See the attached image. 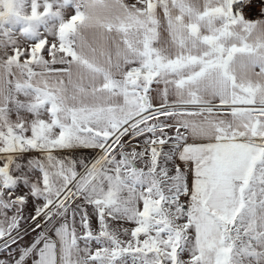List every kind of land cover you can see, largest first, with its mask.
<instances>
[{
  "label": "snow or ice",
  "instance_id": "6c2138e0",
  "mask_svg": "<svg viewBox=\"0 0 264 264\" xmlns=\"http://www.w3.org/2000/svg\"><path fill=\"white\" fill-rule=\"evenodd\" d=\"M0 264H264V0H0Z\"/></svg>",
  "mask_w": 264,
  "mask_h": 264
},
{
  "label": "rangeland",
  "instance_id": "374dc122",
  "mask_svg": "<svg viewBox=\"0 0 264 264\" xmlns=\"http://www.w3.org/2000/svg\"><path fill=\"white\" fill-rule=\"evenodd\" d=\"M29 239H31V237H29Z\"/></svg>",
  "mask_w": 264,
  "mask_h": 264
}]
</instances>
